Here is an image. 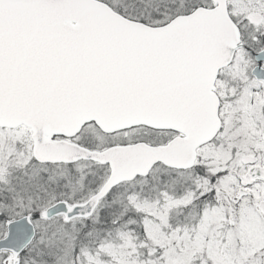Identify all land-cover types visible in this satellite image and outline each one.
<instances>
[{
    "label": "snow or ice",
    "instance_id": "obj_1",
    "mask_svg": "<svg viewBox=\"0 0 264 264\" xmlns=\"http://www.w3.org/2000/svg\"><path fill=\"white\" fill-rule=\"evenodd\" d=\"M0 264H264V0H0Z\"/></svg>",
    "mask_w": 264,
    "mask_h": 264
}]
</instances>
